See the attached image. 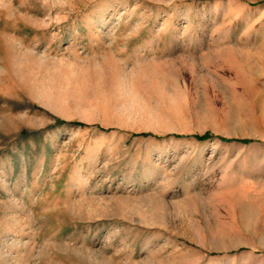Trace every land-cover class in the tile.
Instances as JSON below:
<instances>
[{
  "label": "rangeland",
  "instance_id": "1",
  "mask_svg": "<svg viewBox=\"0 0 264 264\" xmlns=\"http://www.w3.org/2000/svg\"><path fill=\"white\" fill-rule=\"evenodd\" d=\"M0 264H264V0H0Z\"/></svg>",
  "mask_w": 264,
  "mask_h": 264
},
{
  "label": "trees",
  "instance_id": "2",
  "mask_svg": "<svg viewBox=\"0 0 264 264\" xmlns=\"http://www.w3.org/2000/svg\"><path fill=\"white\" fill-rule=\"evenodd\" d=\"M207 136H204V138H206Z\"/></svg>",
  "mask_w": 264,
  "mask_h": 264
}]
</instances>
